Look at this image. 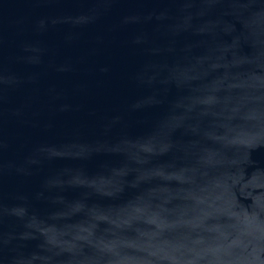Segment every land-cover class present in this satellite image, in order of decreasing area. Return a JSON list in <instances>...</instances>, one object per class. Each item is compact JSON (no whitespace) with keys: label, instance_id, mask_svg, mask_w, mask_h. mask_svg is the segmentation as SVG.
<instances>
[{"label":"water","instance_id":"water-1","mask_svg":"<svg viewBox=\"0 0 264 264\" xmlns=\"http://www.w3.org/2000/svg\"><path fill=\"white\" fill-rule=\"evenodd\" d=\"M0 264H264V0H0Z\"/></svg>","mask_w":264,"mask_h":264}]
</instances>
